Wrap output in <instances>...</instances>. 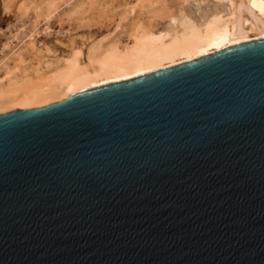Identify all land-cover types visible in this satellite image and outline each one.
<instances>
[{"label":"water","instance_id":"obj_1","mask_svg":"<svg viewBox=\"0 0 264 264\" xmlns=\"http://www.w3.org/2000/svg\"><path fill=\"white\" fill-rule=\"evenodd\" d=\"M0 264H264V38L0 113Z\"/></svg>","mask_w":264,"mask_h":264},{"label":"bare ground","instance_id":"obj_2","mask_svg":"<svg viewBox=\"0 0 264 264\" xmlns=\"http://www.w3.org/2000/svg\"><path fill=\"white\" fill-rule=\"evenodd\" d=\"M57 1H50L51 3L46 4L47 7L45 9V6L42 5L46 13L43 9V12L40 10L41 4H38L40 6H36L37 11L40 10L39 12H42V14L45 13L47 18L51 12L55 11L54 5H58L63 0ZM79 1L84 0H78L76 3ZM148 1H150L148 5L149 3L152 5L154 2L158 4V0H153L154 2L152 0ZM183 1L187 2V0ZM219 1H222V3L223 1L226 2L225 10H223V7H221L222 10H216L218 2L216 3L215 1L216 7L213 3L215 10L211 9L212 11H210L207 8V11L194 13L196 10L194 9V14L185 11V4H181L183 6L180 7V5L179 8L177 7L178 4H176L178 8L176 11L175 9L174 11L170 10L169 6L168 9L165 6L166 3L162 4L163 7L160 5L161 8L151 7L150 10L147 5L149 14H152L151 17L149 15L150 18H146L147 21L145 19L139 22L137 20L136 22L133 21L134 23H131V26L129 23L128 26L131 28L129 27L130 29L127 30L128 32L124 40L121 37L116 38V36V39H112L110 35L112 40L110 39L111 41L104 43L103 40L105 38L103 36L102 40L99 38L95 42L91 41L93 43H89L90 46L86 48L87 50L85 49V52L82 51L81 47H73L67 56L53 63H51L52 61L44 63L43 66V62L38 63L37 61L36 63L38 64L33 68L31 73L28 72L27 67L24 69L19 66H14L12 69L6 68L4 77H0V113L16 108L25 109L29 107L35 108V106H45L52 102L60 101L80 90L127 80L160 68L192 60L241 42L264 38V0H238L237 11L235 13H232L231 10V3L234 0ZM54 2L57 3L55 4ZM144 2L145 4L147 3L146 0H137L135 2L136 6L131 5L130 8L129 5V9L132 12V9L138 6L144 8ZM196 2L194 1V3ZM72 3L71 8L76 9L75 11L81 10V12L86 13L89 10H86L83 4L75 8ZM179 3L183 2L180 1ZM92 4L88 2V5ZM189 4L187 5L189 6ZM209 4L207 5L209 6ZM57 5L55 6L56 8ZM75 5L78 6V4ZM92 7L89 6L88 8ZM195 8L198 7L195 6ZM202 8H199V10H202ZM52 9L54 10L52 11ZM74 9L71 11L69 8L70 13L75 14ZM203 10L206 9L203 8ZM32 11L36 12L35 9ZM42 14L40 13V15ZM40 15L39 17H41ZM74 16L71 15L73 18ZM156 18H159L160 21L164 19V22L158 25V23H155ZM33 27L35 28L34 25ZM127 27L122 29L120 26L122 29L121 35ZM33 36V33H31L29 35L30 42L28 41L29 44L31 43L32 49L35 45ZM110 36H107L108 39ZM18 56V61L23 62L22 55L20 56L19 53ZM15 67L17 69H14ZM14 70L20 71V73L18 74ZM4 78L5 81H3Z\"/></svg>","mask_w":264,"mask_h":264},{"label":"rangeland","instance_id":"obj_3","mask_svg":"<svg viewBox=\"0 0 264 264\" xmlns=\"http://www.w3.org/2000/svg\"><path fill=\"white\" fill-rule=\"evenodd\" d=\"M50 1L49 0H0V77H4L6 68L12 69L14 66H17V67L19 66L22 69L27 67L28 72L31 73L33 68L38 63L43 62L42 65L44 66V63L46 64L51 61H52L51 63H53L56 60L63 59L65 56H67L68 52H70L73 47L74 48L81 47V49H83L82 51L85 52V49L88 46H90L89 43L92 44L93 42L97 41L96 39H99V38L102 40L103 36L105 38L103 40L104 43L111 41L112 39L115 38V36L116 38L121 37V39L124 40V38L126 37L125 35L128 32L127 30L131 28L130 27L131 23L133 24L134 22H136V20L138 22L140 20L144 21V19L145 21H147L149 15L151 17L152 14L151 13L149 14L148 6L150 10L151 7L156 8V7H160V5L161 7H163L164 5L163 3H166L165 6L168 9L170 7V10L174 11L175 9L176 11L181 4L187 5L191 3L189 4V6L184 5V9L188 13L189 12L193 13L194 9H196L194 13L198 11L199 12L207 11L208 9H210V11H212L213 9L215 10L217 2L218 4L216 7L217 8L216 10L218 9L220 10L221 7H223V10H225L224 8H226V2L223 1L222 3V1H219V0H204V1L203 0H199V1L198 0H192V1L187 0V2H184L183 0H178V1L177 0H158V1L155 0L158 2V4H156L152 0L154 2L152 3V5L154 4V6L150 5V3L148 5V2L150 1L146 0L147 3L145 4L144 2V8L143 7L140 8V6H138L136 8H133L131 12V10L129 9V5H130V8H131V5L136 6L135 2H137V0H84V1H79L78 3H76V1L78 0H63L62 2H59L61 0H58V1L55 0L59 2L58 3L59 6L56 4L57 2L56 3L54 2L57 5L58 9L55 7L56 5H54L55 11H53L54 9H52L53 12H51V14L52 13L53 14L52 15L49 14L46 18V14H45L46 11L44 9L47 7L49 3H51ZM180 1L183 3H179ZM194 1L195 2L197 1V2L194 3ZM69 2L71 3L73 2L72 4L74 5L78 4V6L73 5V7L75 8H78L81 4H83L84 8L86 10L87 9L89 10H87L86 13L85 12L83 13L81 12V10L75 11L76 9L73 8L76 13L75 12H74L75 14L70 13L73 9L71 8L72 6H71V3ZM88 2L89 4L90 3H93V4L88 5ZM213 3L215 7L213 6ZM237 3H238V0L232 1L231 3L232 13H235L237 11V6H238ZM38 4H41V6ZM176 4H178V6ZM207 4H209V6ZM220 4L222 5L220 6ZM25 5L28 7V9ZM42 5L45 6L44 9L42 8L43 7ZM145 5H146V8H145ZM183 5H181L180 7H182ZM36 6H40L41 8L40 10L42 11L43 9L45 13L42 14L43 11L39 12L40 11L39 9H38L39 11H37ZM89 6L90 7L93 6V7L88 8ZM94 6H95V9H94ZM195 6H197L198 8H195ZM202 6H204L203 8L206 10H203ZM67 7H69L70 10L71 9L72 10L70 11L69 8ZM172 7H175V8H172ZM188 7L189 8L191 7V8L189 9ZM124 8H126L127 10ZM199 8H202V10L201 9L199 10ZM33 9H35L36 12L32 11ZM127 11H130L131 13L130 12L127 13ZM37 13L39 15L41 13L42 14L40 15L41 17H39V15H35ZM124 13L128 15L125 16ZM71 15L72 16L75 15L74 18L71 17ZM37 16L41 19H39ZM34 18L36 19V21ZM121 19H123L124 21L123 20L120 21ZM155 21H156L155 23H158V25H161V22L163 23L164 19L163 20L161 19L160 21L159 18H156ZM129 23H130V26H128ZM33 25L35 26V28L33 27ZM120 26L122 29L128 26L125 29L126 31L123 30L122 35L120 34L122 33L121 32L122 29L120 28ZM32 29L33 30L35 29V31H33ZM31 33H33L34 35L33 42L35 43V45L33 49L31 48V43L30 44L28 43V41L30 42L29 35ZM110 35L112 36V39ZM107 36H110L109 39ZM19 53H20V56L22 55L21 57L23 58V62L18 61ZM37 61L38 63H36ZM17 67H15L14 69H17ZM14 71H16V73L18 74L20 73V71H17V70H14ZM3 81H5V78L3 79ZM35 107H39V106H35ZM29 108H34V107H29Z\"/></svg>","mask_w":264,"mask_h":264}]
</instances>
